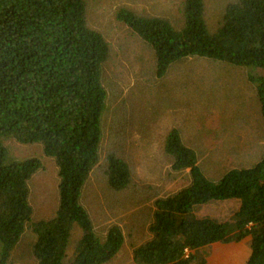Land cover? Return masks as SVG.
Wrapping results in <instances>:
<instances>
[{"label": "trees", "instance_id": "obj_1", "mask_svg": "<svg viewBox=\"0 0 264 264\" xmlns=\"http://www.w3.org/2000/svg\"><path fill=\"white\" fill-rule=\"evenodd\" d=\"M204 8L203 0H185L180 30L166 19L125 9L115 15L151 46L158 78L190 57L260 72L247 78L264 121V0L227 4L214 33L208 31ZM85 9L84 0H0V264H10L25 229L35 235L37 264H109L124 245L116 224L99 237L81 203L83 187L100 161L102 68L109 53L102 35L87 25ZM7 141L38 144L54 159L59 178L54 217L32 221L28 183L42 163L14 160ZM163 148L174 172L188 170L189 182L154 201L151 238L133 248L132 264H206L204 249L210 245L247 237L251 253L245 264H264V155L252 167L228 169L212 180L177 130L169 131ZM105 174L114 191L131 181L128 162L113 152L105 158ZM231 200L239 207L226 222L195 213ZM75 227L81 235L73 245Z\"/></svg>", "mask_w": 264, "mask_h": 264}, {"label": "rangeland", "instance_id": "obj_2", "mask_svg": "<svg viewBox=\"0 0 264 264\" xmlns=\"http://www.w3.org/2000/svg\"><path fill=\"white\" fill-rule=\"evenodd\" d=\"M87 25L100 33L109 53L103 63L106 91L101 121L100 161L82 190L81 203L94 230L103 237L110 225H118L124 245L109 264H132V250L150 240L148 223L157 198L172 194L189 182L188 170L174 172L164 151L170 130L193 148L202 172L217 180L232 168H249L264 155V121L249 75L243 68L201 57L171 64L162 78L156 76V59L150 45L116 19L121 9L142 17L166 19L175 30L184 24L181 6L185 0H84ZM208 31L214 33L227 4L235 0H203ZM16 161L37 158L42 168L29 180L32 221L56 215L59 204L57 167L38 144L5 143ZM109 152L129 164L131 181L124 189L108 186L105 158ZM237 201L211 203L196 210L219 222L235 213ZM81 233H73V245ZM35 235L25 229L16 245V255L25 264L35 263ZM28 258V260H26ZM32 260V261H30ZM68 261V260H67Z\"/></svg>", "mask_w": 264, "mask_h": 264}, {"label": "crops", "instance_id": "obj_3", "mask_svg": "<svg viewBox=\"0 0 264 264\" xmlns=\"http://www.w3.org/2000/svg\"><path fill=\"white\" fill-rule=\"evenodd\" d=\"M259 143L260 145L264 144V138L263 139L261 138V141ZM231 201H236V200H231ZM225 202H230V201H225ZM214 203H223V202H214ZM77 231L80 232L78 227H75L73 229L72 234L74 232L76 233ZM250 241H251V238L247 237L239 243H228V244L216 243V244L210 245L209 247L204 249L206 251V264H245L251 253L250 246H249ZM15 250H16V247L11 253L10 260H9L10 264H25L23 260H19L21 256L19 258L18 255H16ZM26 260H28V258H26ZM31 264H37V263L35 261V263L32 262Z\"/></svg>", "mask_w": 264, "mask_h": 264}]
</instances>
